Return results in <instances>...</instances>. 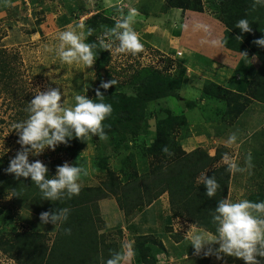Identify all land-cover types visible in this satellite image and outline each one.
<instances>
[{
    "label": "rangeland",
    "instance_id": "obj_1",
    "mask_svg": "<svg viewBox=\"0 0 264 264\" xmlns=\"http://www.w3.org/2000/svg\"><path fill=\"white\" fill-rule=\"evenodd\" d=\"M210 1L203 0L207 10ZM164 3L163 0H0V62L8 64L5 72L0 70V167L9 165L10 159L21 147L12 124L27 118L26 108L37 87L42 91L49 87L59 88L65 94L61 97L65 106H72L77 94L95 99L96 89L101 82L111 79L117 84L108 88V92L134 96L144 88L142 69L158 71L163 77L176 80L181 63L186 68V76L179 97L171 95L149 102L144 126L138 136L120 138L107 133L108 139L104 140L94 135L85 140L78 156L69 155L62 143L54 150L49 148L39 155H30V162L40 160L47 165L49 175H54L58 165L64 162L75 164L78 160L85 169L80 178L81 188L102 186L108 180L110 171L116 173L120 180L124 179L126 186L128 178L137 176L140 180L150 171L153 159L148 156L147 147L154 138L158 121L168 112L185 114L189 120H199L197 129L189 127V139L185 137V143L181 141L187 151L199 146L208 152L221 149L222 153H229L241 165L245 156L251 153L253 167L232 173L227 198H255V201L261 194L264 196V125H259V131H246L232 148L225 147L227 142L222 145L224 140L215 136L224 130L222 116L217 121H211L216 118L215 111L204 109L200 104L209 98L203 91L206 83L203 76L214 74L215 63L198 56L192 62H196L200 69L187 67L184 63L187 52L179 47L181 27L185 21L177 20L179 12L185 10L170 8L164 11ZM130 7L137 10L133 27L143 43V49L137 53H118V41L105 36V32ZM96 14L99 16L96 24L89 25L88 20ZM213 16L217 17L215 14ZM69 24L74 27L83 24L84 28H77V31L85 33L92 28L91 35L86 36L87 42L93 37L98 46L101 40L112 43V48L106 50L103 68L96 61L90 67L83 62L67 64L56 55L58 33ZM188 36L189 42L196 41L198 44L201 41L208 44L207 41L211 40L204 36L194 40L191 35ZM181 49L185 53L184 58L176 53ZM219 53L217 49H207L202 55L219 59ZM204 71L208 75L203 74ZM217 72L220 73V70ZM193 101H197L198 106L190 109L188 103ZM217 106L214 104L213 108L218 111ZM223 164L226 162L221 158L216 165ZM140 182H144V179ZM100 211L104 222L100 232L107 242L117 244L119 250L122 243L131 241L135 254L138 245H142V250H147L146 262L134 255L125 264H244L242 259L232 256L221 254L222 258L218 259L215 253L205 255L204 251L209 246L196 254L190 245V232H187L200 226L175 217L167 193L151 205L138 207L130 215L120 208L117 196L111 195L100 201ZM57 230L58 226L51 222L42 223L38 213L19 207L13 191L8 190L0 196V237L3 235L11 239L20 232H39L43 235V242L51 245ZM211 247L215 249L218 245ZM10 256L13 260H0V264H20L15 257L23 258L17 251ZM260 259L264 264V258Z\"/></svg>",
    "mask_w": 264,
    "mask_h": 264
},
{
    "label": "trees",
    "instance_id": "obj_2",
    "mask_svg": "<svg viewBox=\"0 0 264 264\" xmlns=\"http://www.w3.org/2000/svg\"><path fill=\"white\" fill-rule=\"evenodd\" d=\"M164 11L168 9H184L203 12L205 6L203 0H164ZM208 8L228 28L223 40L224 46L233 51L242 52L246 46L242 40L236 38L242 35L236 22L241 18H247L251 25L259 26L264 19V7H252V0H211ZM98 14L92 16L88 23L96 24ZM93 37L88 42H95ZM98 45V44H97ZM96 62L104 67L106 56L101 46L95 49ZM8 64L0 62V70L8 69ZM178 78H165L158 71L142 69L143 87L137 95H117L107 90H102L104 101L111 103L113 111L103 122L105 132L111 135L138 136L145 122L147 104L155 99L167 96L179 97L178 93L183 86L186 76V68L179 64ZM2 72V73H3ZM259 71L255 74L254 89L251 85L246 96L236 94L223 88L214 81H206L203 91L206 95L217 99H224L227 103V113L231 118H237L247 108L251 98L264 102V90L256 85H264V77ZM258 89V90H257ZM108 92V93H107ZM110 93V94H109ZM250 97V98H249ZM190 109L198 106L197 101L189 102ZM190 123L185 114H167L160 119L154 129V138L147 147L148 156L152 164L150 171L141 176V179L128 178V185L119 176L110 171L107 181L100 187H82L78 195L70 199L65 197L59 201L41 200V194L30 178L21 177L17 180L14 174L4 171L8 167L4 164L0 167V196L8 190L13 191L14 200L18 206L32 210L40 215L43 211H52L59 207H68L70 215L63 225H58L54 242L47 245L43 242V235L39 232H20L15 237L7 239L0 237V250L5 253L17 251L23 258H17L20 264H103L112 251L118 250L117 244L107 242L100 230L104 222L101 219L100 201L111 195L117 196L120 208L126 215H130L141 206L151 205L163 194L168 193L172 213L175 217H182L200 227L214 230L211 224V213L216 202L228 196L231 184L232 172L227 170V164H216L222 158V150L218 149L214 155L207 150L195 147L187 151L181 141L189 139ZM182 132L183 134L179 133ZM178 134L181 136L178 137ZM85 140L72 138L63 149L71 156L80 155ZM167 146L171 154L162 151ZM211 177L213 174L220 184L216 195L209 198L205 195L206 189L199 184L198 177L204 173ZM126 181V180H125ZM140 182V183H139ZM17 194L19 196H17ZM255 198H252L254 200ZM257 200H264L261 194ZM70 228V234L64 231ZM5 237V238H4ZM147 250H142V245L137 246L136 257H141L146 262ZM13 257V258H14ZM146 260V261H145Z\"/></svg>",
    "mask_w": 264,
    "mask_h": 264
},
{
    "label": "clouds",
    "instance_id": "obj_3",
    "mask_svg": "<svg viewBox=\"0 0 264 264\" xmlns=\"http://www.w3.org/2000/svg\"><path fill=\"white\" fill-rule=\"evenodd\" d=\"M252 7H264V0H252ZM136 15L137 10L130 7L105 32V36H111L118 41L116 45L118 53H137L143 49V43L133 27ZM77 28L82 29L84 25L78 24L74 27L69 24L59 31L56 55L64 63L83 62L90 67L96 61L95 49L98 45L96 42H87L86 36L91 35L93 29L88 28L85 33L77 31ZM235 28L241 33L253 30L246 17L239 19ZM236 38L242 39L241 36ZM216 43H226V40ZM253 43L264 47V36L255 39ZM99 45L105 50L112 48V43L104 40H101ZM116 84L117 81L114 79L102 81L96 89L95 99L88 98L85 94H77L74 96L75 103L72 106H65L61 100L65 94L59 88L49 87L42 91L37 87L26 108L27 118L12 124L18 135L17 143L21 147L10 159L4 171L14 174L17 180L21 177L30 178L38 188L41 200L54 202L78 195L81 190L80 178L85 173L83 165L78 160L75 164L64 162L58 165L55 174L49 175L47 165L40 160L30 162L29 156L39 155L49 148L54 150L59 144H67L74 137L83 141L94 135L100 139H108L103 122L111 115L113 107L111 103L104 101L105 95L100 88L107 90ZM238 142V133L232 132L227 143L231 145ZM162 151L171 154L167 146H164ZM222 159L227 164V170L232 173L244 172L253 167L250 152L245 156L243 165L227 152L222 154ZM198 182L204 185L205 195L209 198L214 197L220 188L214 174L209 177L204 172L198 177ZM69 215L68 207H59L41 212L40 220L44 224L51 222L56 227L67 222ZM211 224L214 230L197 227L187 232H190V245L196 254L209 246L204 251L205 255L215 253L217 258L221 259L223 254L240 258L244 264H262L260 258H264V200L254 201L247 198L233 200L227 197L220 199L211 213ZM64 231L70 234L71 229L65 228ZM212 245L218 247L213 249ZM134 255L133 243L131 241L122 243L120 249L112 251L103 264H125Z\"/></svg>",
    "mask_w": 264,
    "mask_h": 264
},
{
    "label": "crops",
    "instance_id": "obj_4",
    "mask_svg": "<svg viewBox=\"0 0 264 264\" xmlns=\"http://www.w3.org/2000/svg\"><path fill=\"white\" fill-rule=\"evenodd\" d=\"M179 14L180 15H177V18L178 16L180 17L177 20L179 22L181 20L185 21L181 27L179 47L184 48V50L187 52V56L184 58L185 53L182 51V49L181 51L176 50V53L182 52L180 57L184 58V63L187 65V67H198L195 65L196 62L192 61H194V57L196 58L199 56L198 58L201 57L204 61H213L216 66L214 68V74L208 75L204 71L203 74L209 76H203L206 81H214L223 88L229 89L236 94H241L244 96L248 94L251 85L254 89L255 82L253 81L255 79L256 72L259 71L262 76L261 78L264 77V47H259L253 43L255 39L264 36V19L260 22L259 26L255 27L252 25V32L242 33V35H240L242 37V42L246 46V49L242 52H238L226 48L221 43H216V41L223 40L228 28L217 17L213 16L210 9H204L203 12L185 10V12H179ZM188 35H191L194 40L195 38H203V36L211 38V40L207 41L208 44L206 42L203 43L202 41L200 44H198L196 41L189 42L188 38H190V36ZM207 49H217L220 52L219 55H217L219 59H215L216 57L211 55L207 57L203 56V52H207ZM198 69L200 68L198 67ZM218 69L220 70V73L217 72ZM256 85L261 91L264 90V85L259 84L258 82ZM200 104L204 109L215 111L214 115L216 118H213L211 121H217V119L222 116L223 122L226 123L225 126L224 123L222 124L224 130L221 133L215 134L218 139L224 140L222 141V145L227 142L228 136L232 132L238 133L240 141L244 137V133H246V131H259V127L261 125V127H263L264 125V102L259 101L256 98H251V101L247 105L245 111L242 112L236 119L231 118L229 116L230 114L227 113V103L224 99L221 100L209 96L208 99L202 101ZM214 104H218V111L213 108ZM197 112L200 111L198 110ZM196 117L197 114L195 118ZM188 122L190 123L191 129L192 127H194V129L198 128L197 125L199 120H197V118L193 120L188 119ZM215 136H212V138ZM233 145L234 144L228 145V143H226L225 147L232 148ZM208 153L210 155H214L216 152L209 150ZM4 259L13 260L12 256H10V253H5L0 250V260L2 261Z\"/></svg>",
    "mask_w": 264,
    "mask_h": 264
}]
</instances>
